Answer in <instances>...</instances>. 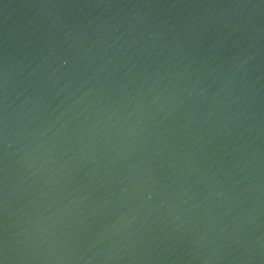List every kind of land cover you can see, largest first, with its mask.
Wrapping results in <instances>:
<instances>
[{"label":"water","instance_id":"95a60500","mask_svg":"<svg viewBox=\"0 0 264 264\" xmlns=\"http://www.w3.org/2000/svg\"><path fill=\"white\" fill-rule=\"evenodd\" d=\"M0 264H264V0H0Z\"/></svg>","mask_w":264,"mask_h":264}]
</instances>
